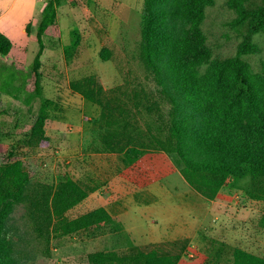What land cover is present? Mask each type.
Instances as JSON below:
<instances>
[{
	"label": "rangeland",
	"instance_id": "obj_1",
	"mask_svg": "<svg viewBox=\"0 0 264 264\" xmlns=\"http://www.w3.org/2000/svg\"><path fill=\"white\" fill-rule=\"evenodd\" d=\"M45 1L0 0V30L14 44L8 56H0V71H6L0 76V162L7 156L18 158L28 171L22 198L0 230L2 263L92 264V253H123L188 239L178 264H209L206 243L212 238L264 257V200L249 199L229 182L209 200L189 186L174 156L158 149L127 164L122 154L102 143L100 132L106 129L97 125L99 106L72 87L73 81L92 75L106 90L156 88L141 58L145 0H63L57 13L60 35L47 41L42 54L43 94L37 97L28 78L38 50L36 21L29 33L25 27L40 14ZM234 16L227 0H214L206 7L202 28L213 56L237 52L244 33L232 28ZM182 28L176 25L178 32ZM155 39L163 42L162 35ZM252 39L258 51L244 56L258 70L264 58V34ZM156 47L154 54L164 58L162 44ZM12 69L16 78L2 88ZM42 106L48 115L46 145L29 139L31 123ZM194 117L184 110L180 119L194 124ZM144 123L141 118L143 132ZM66 178L88 192L65 212L66 218L104 207L114 224L103 234L83 229L65 233L55 228L56 219H44L42 208Z\"/></svg>",
	"mask_w": 264,
	"mask_h": 264
},
{
	"label": "trees",
	"instance_id": "obj_2",
	"mask_svg": "<svg viewBox=\"0 0 264 264\" xmlns=\"http://www.w3.org/2000/svg\"><path fill=\"white\" fill-rule=\"evenodd\" d=\"M62 1L46 0L40 14L25 27L29 33L36 21L38 50L28 71L33 96L43 94L42 54L47 41L60 35L57 13ZM156 1L145 0L141 48L144 67L156 84L154 90H123L122 86L106 90L92 75L72 82L76 92L100 108L97 125L106 129L100 132L102 143L107 150L122 154L127 164L155 149L173 155L189 186L209 200L229 183L240 187L249 199L264 200V58L256 70L244 56L258 51L252 38L264 34V0H227L235 14L232 28L244 33L237 52L228 56H213L202 28L206 7L214 0H160L161 5L155 6ZM167 18L174 22L163 24ZM177 24L183 25L179 32ZM158 35L163 36L158 43L164 58L154 54ZM13 48L12 40L0 30V56H8ZM16 76L12 69L2 88L10 86ZM184 110L195 115L194 124L182 122ZM47 118L45 108L40 107L31 123V142L47 144ZM141 118H145V132L140 130ZM27 184V165L21 159L7 156L0 162V230ZM87 194L71 178L60 181L42 208L44 219H56L55 228L65 233L83 229L103 234L114 224L104 207L66 218L65 212ZM261 223L264 226V215ZM189 242L177 239L123 253H92L89 258L92 264H178ZM206 249L209 264H264L263 256L215 238L208 240Z\"/></svg>",
	"mask_w": 264,
	"mask_h": 264
}]
</instances>
